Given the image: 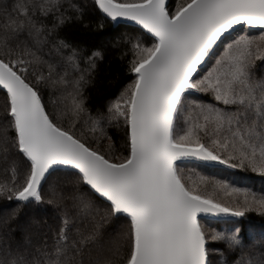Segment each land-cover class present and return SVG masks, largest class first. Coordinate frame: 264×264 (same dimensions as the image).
Returning a JSON list of instances; mask_svg holds the SVG:
<instances>
[{"label":"snow or ice","instance_id":"obj_1","mask_svg":"<svg viewBox=\"0 0 264 264\" xmlns=\"http://www.w3.org/2000/svg\"><path fill=\"white\" fill-rule=\"evenodd\" d=\"M94 4L106 18L136 22L153 41L150 46L142 45L140 37L129 41L134 56L128 72L134 79L109 102L107 116L85 109L83 76L71 82L72 91L55 102L51 113L46 111L41 86L69 82L62 76L53 79L54 66L37 52L63 17L52 28L37 17L58 11L60 0H14L11 12L0 9V90L6 102L0 160L10 166L13 180L19 164L25 165L22 182L0 184V194L44 203L43 185L53 172L63 171V183L54 179L49 191L70 201L72 209L62 215L51 245L0 243V264H210L198 214H264V197L245 194L235 204L218 201V192L231 194L227 184L216 182L213 191H199L186 182L178 163L195 158L264 173V77L250 71L255 60L264 62V0H183L172 11L166 0ZM241 24L258 28L259 35L233 36ZM25 31L28 40L20 41ZM55 46L67 47L63 41ZM76 56L73 49L67 58L73 67H78ZM209 61L211 67L201 75ZM45 64L46 74L33 71L34 79H28L29 66ZM198 93L210 94L223 107L187 99ZM66 112L75 117L70 128L60 122ZM82 117L90 139L85 131L76 134ZM120 120L127 155L114 159V146L102 150L100 145L111 139L105 125ZM180 123L186 127L178 131ZM210 239L235 253L232 264H264V233L260 241L249 237L246 242L236 228Z\"/></svg>","mask_w":264,"mask_h":264},{"label":"trees","instance_id":"obj_2","mask_svg":"<svg viewBox=\"0 0 264 264\" xmlns=\"http://www.w3.org/2000/svg\"><path fill=\"white\" fill-rule=\"evenodd\" d=\"M33 2L38 3L39 0H33ZM181 2L178 0H168L167 5L169 10H174L177 4ZM13 3L14 0H0V9L7 7L11 12ZM60 4L61 7L55 13L48 15L46 18L37 17L46 28H52V25L56 23V18L63 17V23L59 24L44 38L37 52V55L42 56L45 61L54 66L55 73L53 79H56L57 76H62L69 82L68 84H53V89L52 87L49 88V84L41 86V95L46 105V111L49 113L53 111V109L47 106L50 100H54L55 102L61 100L67 92L72 91L71 82L83 76L80 91L85 109L93 116H96L98 113L107 116L109 102L114 101L134 79V76L128 72V62L133 59L134 55L131 43L137 42V37L141 38L139 42L144 46H150L153 41L149 35H145L141 28L137 26L113 24L111 20L106 18L98 10L94 4V0H60ZM258 32L259 30L248 29L242 26L233 33V36L244 33L247 35L256 34ZM19 40H28L26 31L19 36ZM59 41H63L67 47H61L57 50L55 45ZM29 43L31 42L29 41ZM73 49L77 53L76 64H78V67H73L67 61ZM94 52H99L100 57H93ZM89 57H93L91 61ZM261 63H258V66L254 65L250 68L255 78H262L264 75V67H259ZM92 64L95 65L94 68L91 67ZM203 67L201 72H203ZM33 71H36V74L44 71L46 74L47 64L29 66V80L34 79L31 74ZM4 93L3 90H0V126L6 123L3 119L6 110ZM187 99L189 101L196 100L205 104L216 103L217 106L223 107L219 102H215L210 94L198 93L187 97ZM61 109L63 110L62 105ZM74 120L75 117L71 112H66L61 123L64 127L70 128ZM82 120L83 117L81 121L76 122L75 131L77 135L85 131ZM184 127L186 126L180 123L177 126V130L180 131ZM105 128L108 137L111 138L108 141L114 146L112 157L115 159L116 157L126 156V127L123 120H120L118 125L116 122L105 125ZM85 135L90 139V133L85 131ZM104 141H102L100 147L102 145L104 146ZM92 146L96 147L97 145L92 143ZM101 149L104 150L102 147ZM230 163H234V161ZM178 167L183 170L186 182L188 181L186 173L190 172V174L203 177L207 181L212 179L211 181L213 182H223L229 186V189H233L239 194L254 195L259 198L264 197V173H255L248 167L230 166L231 169H227L206 166L196 162H180L178 163ZM24 171L25 165L21 162L18 166L17 179L13 180L10 166L0 160V184L7 182L8 187H12L14 184H20ZM65 176L66 173L63 171L53 172L49 176L48 182L41 189L44 201L51 200V205L46 201L37 204L36 202H20L14 197L9 199L12 195L11 192L0 194V209H7V212L0 219V243L7 242L12 247L21 244L30 246L31 248L42 247L45 243L51 245L55 232L60 227L62 215L65 211L71 212L72 209L70 201L60 200L51 195L49 183L56 178H60L61 183H63ZM64 195H70L69 188H64ZM42 213L51 214V216L46 219L47 221L45 220L43 222L33 218L34 221L24 236H21L15 230L14 227L17 221L31 219V215L29 214L40 218L43 215ZM199 222L201 225H204L205 229L210 230L211 227L219 229L223 226L231 227V224L239 223L240 235L246 242L249 237H254L256 241H260L261 234L264 233V215L254 210L247 211L243 217H238L233 220L216 221L200 219ZM208 242L210 245L208 249L210 264H232L235 253H229L224 242H211L209 240ZM214 250L215 252L212 254Z\"/></svg>","mask_w":264,"mask_h":264},{"label":"rangeland","instance_id":"obj_3","mask_svg":"<svg viewBox=\"0 0 264 264\" xmlns=\"http://www.w3.org/2000/svg\"><path fill=\"white\" fill-rule=\"evenodd\" d=\"M178 1H182L183 2V0H178ZM181 2V3H182ZM240 35H246L245 33L244 34H240ZM249 35H253V36H258L259 35V32L258 33H256V34H249ZM238 36H239V34H238ZM134 56V55H133ZM257 61H259V62H257ZM260 62H262L261 60H259V59H257V60H255L254 61V64H253V66L255 65V66H258V63H260ZM211 63H212V61H209V63L207 64V65H205L204 67H203V72H201V75L204 73V71H206L207 70V68L208 67H211ZM263 63V64H262ZM261 63V66H259V67H264V62H262ZM252 66V67H253ZM258 67V68H259ZM28 76H29V73L27 74ZM262 77H264V75L262 76ZM49 85H50V87H49V85H48V87L49 88H51L52 86H53V84L52 83H48ZM52 89H53V87H52ZM47 106L49 107V108H51V109H53L54 107H55V101L54 100H50V102H48V104H47ZM62 110V109H61ZM63 111V110H62ZM61 122V121H60ZM69 128V127H68ZM97 136H99L100 135V133H97L96 134ZM201 136H203V133H201ZM110 142L107 140V141H104V146L102 145L101 147L104 149V150H106L107 149V145L109 144ZM219 163V162H218ZM234 163H237L236 161H234ZM227 166H229L230 167V165H227ZM255 173H259V172H255ZM189 174V175H188ZM186 177L188 178L187 180V182L188 183H190L192 186H194V187H196L197 188V190H199V191H213V185L216 183V182H213V181H207L205 178H203V177H197L196 175H194V174H190V172H187L186 173ZM197 177V178H196ZM228 192H230L231 194L229 195V194H227V193H220V192H218L217 194H216V199L218 200V201H221V202H224V203H227V204H235V203H237V202H242V200H243V196L244 195H242L241 193L239 194L237 191H235V190H233V189H228ZM250 196V195H249ZM256 198H258L259 199V197H256ZM47 203H48V201L49 200H45ZM50 205L52 204V203H49ZM1 210V209H0ZM7 212V209L6 208H4V209H2L1 211H0V219L3 217V215L5 214ZM43 215L40 217V218H38V217H36L35 215L34 216H32L33 214H29V215H31V219H28V220H19V221H17L16 222V224H15V230H17L18 232H19V234L21 235V236H24L28 231H29V228H30V226H31V224L33 223V218H36L37 220H40L41 222H43V221H45L48 217H50L51 216V214L49 215V214H45V213H42ZM264 215V214H263ZM58 217V216H57ZM56 218V217H55ZM234 218H236V217H234ZM47 221V220H46ZM106 227H108L107 225H106ZM202 227L204 228V225L202 224ZM236 228H238V229H240L239 228V223H233V224H231V227H225V226H223V227H221V228H219V229H217V228H215L214 229V227H211V230L210 229H205L204 228V230H205V233H206V239H207V243H206V247H207V249H209V242H208V240L209 241H211V242H213L211 239H210V237H211V235L212 234H214L215 232H225V233H227V232H229V231H231V230H233V229H236ZM109 231H111V228H109L108 229ZM213 253L212 254H214V252H215V250L214 251H212Z\"/></svg>","mask_w":264,"mask_h":264},{"label":"water","instance_id":"obj_4","mask_svg":"<svg viewBox=\"0 0 264 264\" xmlns=\"http://www.w3.org/2000/svg\"><path fill=\"white\" fill-rule=\"evenodd\" d=\"M166 3L168 4V0H166ZM108 19L111 20L112 23L115 24V25H117V24H126V25L137 26V27L140 28V26L138 24H136V22L131 21L129 19L118 18L115 21H113L111 18H108ZM242 25H245L248 28H250V26H248L246 24H241V25H238L236 27V29L238 27L242 26ZM0 87H2V86H0ZM3 91L5 92V90H3ZM187 161L196 162V163H200V164H203V165H206V166H211V167H222V168H227V169H230L231 168V167H229V166H227L226 164H223V163H218V162H214V161H203V160H198V159H195V158H186L182 162H187ZM62 167L63 166H57V168H62ZM233 218L234 217H232V216L214 215V214H206V213H200V214H198V219L199 220L200 219L225 220V219H233Z\"/></svg>","mask_w":264,"mask_h":264}]
</instances>
